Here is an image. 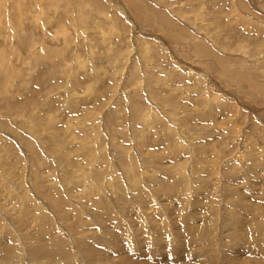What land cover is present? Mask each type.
<instances>
[{
	"label": "rangeland",
	"instance_id": "obj_1",
	"mask_svg": "<svg viewBox=\"0 0 264 264\" xmlns=\"http://www.w3.org/2000/svg\"><path fill=\"white\" fill-rule=\"evenodd\" d=\"M0 4V249L264 264V0Z\"/></svg>",
	"mask_w": 264,
	"mask_h": 264
},
{
	"label": "bare ground",
	"instance_id": "obj_2",
	"mask_svg": "<svg viewBox=\"0 0 264 264\" xmlns=\"http://www.w3.org/2000/svg\"><path fill=\"white\" fill-rule=\"evenodd\" d=\"M3 1H5V0H3ZM7 1V0H6ZM23 1V0H22ZM40 1V0H39ZM18 3H20V2H18ZM23 3V2H22ZM2 4H4V3H2ZM2 4H0V5H2ZM7 4V3H6ZM24 4V3H23ZM34 4H36V3H34ZM41 4V3H40ZM5 5V4H4ZM38 5V4H37ZM22 6V5H21ZM41 6H43L42 4H41ZM40 7V6H39ZM1 8H3V7H1ZM5 8V7H4ZM8 7L6 6V8L5 9H7ZM21 8V7H20ZM4 9V10H5ZM41 10H42V8H40ZM46 9V8H45ZM44 9V10H45ZM123 10V9H122ZM5 12V11H4ZM3 13V12H2ZM6 13V12H5ZM41 13V12H40ZM44 13H45V11H44ZM3 15V14H2ZM5 15V14H4ZM7 15V14H6ZM39 15V14H38ZM42 16V15H41ZM260 16V15H259ZM43 17V16H42ZM2 18V17H1ZM37 18H39V17H37ZM44 18V17H43ZM36 19V18H35ZM40 19V18H39ZM38 19V20H39ZM2 20V19H1ZM7 20H8V18H7ZM44 20V19H43ZM41 21V20H40ZM40 21H39V23H40ZM49 21H50V19H49ZM44 22V21H43ZM178 22V21H177ZM171 23V22H170ZM210 23V22H209ZM0 24H1V22H0ZM46 24V23H45ZM8 26H9V24H8ZM7 26V27H8ZM174 26V25H173ZM7 27H6V30H7ZM13 27V26H12ZM14 28V27H13ZM10 30H13V29H10ZM9 30V31H10ZM62 30V29H61ZM44 32V31H43ZM14 33V32H13ZM11 35V34H10ZM13 35V34H12ZM15 36V35H14ZM13 36V37H14ZM203 36V35H202ZM215 36V35H214ZM10 38H11V36H10ZM204 38V37H203ZM206 39V38H205ZM207 42V41H206ZM209 42V41H208ZM43 45H44V43H43ZM13 46V45H12ZM14 47H16V46H14ZM44 47H45V45H44ZM201 47H203V46H201ZM43 48V47H42ZM198 48H200L199 47V45H198ZM44 49V48H43ZM202 49H205V48H202ZM45 50V49H44ZM144 50V49H143ZM199 50V49H198ZM257 50V49H256ZM259 50V49H258ZM200 51V53H201V50H199ZM204 51V50H203ZM44 51H42V53H43ZM258 52V51H257ZM45 53V52H44ZM144 53V52H143ZM148 53V52H147ZM256 53V52H255ZM255 59V58H254ZM256 60V59H255ZM220 61V60H219ZM222 62V61H221ZM220 63V62H219ZM259 66H260V64H258ZM261 67V66H260ZM253 69V68H252ZM201 74V73H200ZM262 74V73H261ZM202 75V74H201ZM201 77V76H200ZM254 77V76H253ZM166 82V81H165ZM74 88V87H73ZM169 100V99H168ZM173 103V102H172ZM148 109V108H147ZM143 110V109H142ZM152 110V109H151ZM144 111V110H143ZM146 111V110H145ZM150 111V110H149ZM148 112V111H147ZM154 112H156V111H154ZM144 113V112H143ZM153 113V112H152ZM139 114V113H138ZM141 114V113H140ZM149 114H150V112H149ZM155 114V113H154ZM153 114V115H154ZM156 114H158V113H156ZM160 114V113H159ZM143 114H141L140 116H142ZM147 115V114H146ZM152 115V114H151ZM150 117V116H149ZM152 117V116H151ZM157 117H158V115H157ZM136 118V117H135ZM140 118V117H139ZM144 118V117H143ZM154 118V117H153ZM138 119V118H137ZM142 119V117L139 119V120H141ZM150 119V118H149ZM152 120V119H151ZM142 121H144V119L142 120ZM147 121V120H146ZM153 121V120H152ZM34 122V121H33ZM140 122V121H139ZM146 123V122H145ZM143 124V123H142ZM76 138V137H75ZM115 142V141H114ZM86 145V144H85ZM105 154V153H104ZM130 166H131V164H130ZM129 166V167H130ZM129 167H127V168H129ZM133 168V167H132ZM130 169V168H129ZM182 170V169H181ZM95 172V171H94ZM97 172V171H96ZM184 172V171H183ZM94 174V173H93ZM135 177V176H134ZM95 179H96V177H95ZM98 181V180H97ZM96 183V182H95ZM99 184V183H98ZM136 184V183H135ZM91 187V186H90ZM136 188V187H135ZM92 189V188H91ZM98 189V188H97ZM100 189V188H99ZM94 190H95V188H94ZM53 198V197H52ZM29 200V199H28ZM55 200H57V199H55ZM54 200V201H55ZM59 202H61V201H59ZM25 203V202H24ZM56 203V205H57V202H55ZM59 206H62L63 207V205L62 204H58ZM61 207V208H62ZM60 208V209H61ZM65 209V208H64ZM64 211V210H63ZM66 211V210H65ZM57 215V214H56ZM66 215V214H65ZM74 215V214H73ZM154 216V215H153ZM79 217V216H78ZM76 218V217H75ZM45 219V218H44ZM154 219H155V217H154ZM188 220V219H187ZM22 221V220H21ZM47 221V220H46ZM83 221V220H82ZM150 221V220H149ZM154 222V221H153ZM31 223V222H30ZM157 223V222H156ZM159 223H161V222H159ZM158 223V224H159ZM164 223V222H163ZM161 225V224H160ZM76 226V225H75ZM155 227V226H154ZM153 227V228H154ZM158 227V226H157ZM162 227V226H161ZM163 228V230H164V227H162ZM52 229V228H51ZM54 229V228H53ZM154 229H156V227L154 228ZM161 229V228H160ZM192 228H190V230H191ZM145 230V229H144ZM158 230V229H157ZM166 230V229H165ZM156 231V230H155ZM106 232V231H105ZM145 232V231H144ZM157 232H159V230L157 231ZM165 232V231H164ZM163 232V233H164ZM161 233V232H160ZM192 233V232H191ZM150 234V233H149ZM94 235V234H93ZM92 235V237H94ZM159 235V234H158ZM59 236V235H58ZM122 236V235H121ZM178 236V235H177ZM61 237V236H60ZM96 237V236H95ZM174 237H176L175 235H174ZM56 238V237H55ZM115 238V237H114ZM49 239H51V238H49ZM60 239V238H59ZM104 239V238H103ZM116 239V238H115ZM158 239V238H157ZM179 239V238H178ZM52 240V239H51ZM56 240V239H55ZM60 240H62V238L60 239ZM59 240V241H60ZM159 240V239H158ZM57 241V240H56ZM151 241V240H150ZM183 241V240H182ZM53 242V241H52ZM173 242H174V240H173ZM203 242V241H202ZM118 243V242H117ZM162 243V242H161ZM160 243V244H161ZM116 244V243H115ZM163 244V243H162ZM4 245H6V244H4ZM188 245V244H187ZM117 246V245H116ZM161 246V245H160ZM20 247V246H19ZM112 248V247H111ZM117 248V247H116ZM113 249V248H112ZM115 249V248H114ZM171 249V248H170ZM195 249V248H194ZM197 249V248H196ZM199 249V248H198ZM22 249L21 248H18V246L17 247H15V246H13V245H10L9 244V246L7 245L6 247H2L1 249H0V264H19L20 263V261H23V258L22 257H27L26 256V254H24L23 253V251H21ZM102 250V249H101ZM177 251H178V249H176ZM175 250V251H176ZM181 250V249H180ZM179 250V251H180ZM190 250V249H189ZM29 251H31V250H29ZM71 250H68V251H62V250H57L56 249V247L55 246H49V247H47V248H45V247H41V248H37L36 250H35V252H34V254H31V252H30V255L32 256V258L34 259V260H36L37 261V264H44V259H47L48 257H50V256H56V257H58L57 259H53L52 261H50V262H53V263H61V264H71V263H73L72 261H74V259H75V257H76V255L71 251ZM119 252V251H118ZM117 252V253H118ZM182 252V251H181ZM120 253V252H119ZM180 253V252H179ZM212 253V252H211ZM173 254V253H172ZM191 254H193V253H191ZM141 255V254H140ZM166 255V254H165ZM178 255V254H177ZM176 255V256H177ZM120 256V255H119ZM174 256V255H173ZM180 256H182V255H180ZM78 257V256H77ZM76 257V258H77ZM175 257V256H174ZM179 257V256H178ZM177 257V258H178ZM212 257V256H211ZM176 259V258H175ZM179 259V258H178ZM228 259V258H227ZM76 260V259H75ZM207 260V259H206ZM230 260V259H229ZM114 261H116V260H114ZM125 260H123V261H121L122 263H129L130 264V262H124ZM208 261H209V259H208ZM23 262H25V261H23ZM189 262V261H188ZM214 262V261H213ZM212 262V263H213ZM228 262H230V261H228ZM242 263H243V261H241ZM247 262V261H246ZM259 262V261H258ZM260 262H261V260H260ZM53 263H51V264H53ZM105 263H107V262H105ZM168 263V262H167ZM225 264H227L226 262H224ZM232 263H234V261H232ZM231 263V264H232ZM254 264H255V262H253ZM21 264V263H20ZM24 264H29V263H24ZM46 264H49V262H47ZM108 264V263H107ZM110 264V263H109ZM132 264H133V262H132ZM198 264V263H197ZM216 264V263H215ZM247 264V263H246ZM249 264V263H248ZM259 264V263H258Z\"/></svg>",
	"mask_w": 264,
	"mask_h": 264
}]
</instances>
